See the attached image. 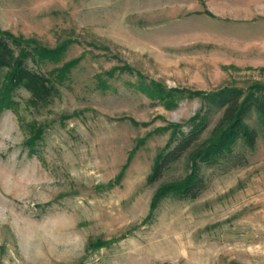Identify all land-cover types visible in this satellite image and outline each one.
I'll use <instances>...</instances> for the list:
<instances>
[{
	"label": "rangeland",
	"instance_id": "obj_1",
	"mask_svg": "<svg viewBox=\"0 0 264 264\" xmlns=\"http://www.w3.org/2000/svg\"><path fill=\"white\" fill-rule=\"evenodd\" d=\"M0 30L58 90L32 109L0 73V264H264L254 114L247 164L201 163L197 199L150 210L185 160L149 183L174 126L198 117L210 135L203 95L264 87V0H0Z\"/></svg>",
	"mask_w": 264,
	"mask_h": 264
},
{
	"label": "trees",
	"instance_id": "obj_2",
	"mask_svg": "<svg viewBox=\"0 0 264 264\" xmlns=\"http://www.w3.org/2000/svg\"><path fill=\"white\" fill-rule=\"evenodd\" d=\"M19 41L23 40L0 30V73L6 70L3 87L7 92L24 89L29 94L27 104L32 109L46 107L58 95V90L49 77L28 66V61H33L34 57L31 50L16 52L15 48L22 44ZM35 51L41 57L48 55L43 49ZM203 97L209 108L220 112V117L206 139L201 137L207 122L198 117L191 120L186 132L180 126L173 127L170 141L155 159L149 183L158 181L166 170L181 160L189 164L190 172L184 178L162 184L155 190L151 212L167 197L197 199L207 185L199 174L201 163L219 165L224 172L245 166L247 152L254 150L258 137L257 130L246 123L250 114L258 118L264 136L263 86L256 84L246 90L227 87Z\"/></svg>",
	"mask_w": 264,
	"mask_h": 264
}]
</instances>
